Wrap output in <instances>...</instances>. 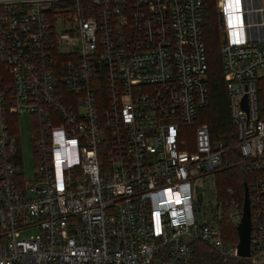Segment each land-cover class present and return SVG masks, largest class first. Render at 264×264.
I'll list each match as a JSON object with an SVG mask.
<instances>
[{"label": "built area", "instance_id": "1", "mask_svg": "<svg viewBox=\"0 0 264 264\" xmlns=\"http://www.w3.org/2000/svg\"><path fill=\"white\" fill-rule=\"evenodd\" d=\"M216 3L229 146L196 124L209 101L204 0H0V264H191L195 242L238 261L221 225L237 227L243 199L217 187L237 166L249 180L243 261L264 264L263 10ZM22 115L27 186L10 121Z\"/></svg>", "mask_w": 264, "mask_h": 264}, {"label": "trees", "instance_id": "2", "mask_svg": "<svg viewBox=\"0 0 264 264\" xmlns=\"http://www.w3.org/2000/svg\"><path fill=\"white\" fill-rule=\"evenodd\" d=\"M205 18L203 21V40L207 54V83L209 101L207 106L199 110L200 122L208 127L212 143L222 141L225 146L234 143L235 126L230 116L227 93L221 68V29L214 0H204ZM257 104L259 117L264 121V78L258 79ZM17 121L16 117L10 118ZM249 186L247 173L241 166L231 168L218 175V190L226 186L235 189L240 201L243 199L244 187ZM226 241L237 242L238 234L235 227L228 222L221 225ZM191 264H237V261H223L219 255L202 243L195 242Z\"/></svg>", "mask_w": 264, "mask_h": 264}, {"label": "rangeland", "instance_id": "3", "mask_svg": "<svg viewBox=\"0 0 264 264\" xmlns=\"http://www.w3.org/2000/svg\"><path fill=\"white\" fill-rule=\"evenodd\" d=\"M215 2V10L217 12V16L219 19V24H220V29H221V39H222V24H221V17L217 8V3L216 0ZM259 75V80L264 78V70H261L258 72ZM18 120V133L20 136V143H21V148H22V168L20 170L21 172V182L22 185L24 184L27 186L29 182L33 179V156H32V149H31V138H30V130H29V117L22 115L17 118ZM196 124L198 125H205L200 122V118L198 116ZM191 141V140H189ZM222 143V141H217L216 143ZM202 187L198 184L195 187V192L200 194ZM36 234V229H27L25 231L20 232L19 236L23 238H30L31 236ZM213 251V250H212ZM214 252V251H213ZM248 264V263H246Z\"/></svg>", "mask_w": 264, "mask_h": 264}, {"label": "water", "instance_id": "4", "mask_svg": "<svg viewBox=\"0 0 264 264\" xmlns=\"http://www.w3.org/2000/svg\"><path fill=\"white\" fill-rule=\"evenodd\" d=\"M250 205L248 197V188L244 187V198L242 206V217L239 224L236 227L238 234V255L241 257L237 261V264H244L243 258L249 255L250 246Z\"/></svg>", "mask_w": 264, "mask_h": 264}, {"label": "crops", "instance_id": "5", "mask_svg": "<svg viewBox=\"0 0 264 264\" xmlns=\"http://www.w3.org/2000/svg\"><path fill=\"white\" fill-rule=\"evenodd\" d=\"M258 5L262 7L263 14H262V19L264 20V0H257Z\"/></svg>", "mask_w": 264, "mask_h": 264}]
</instances>
